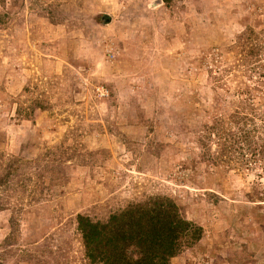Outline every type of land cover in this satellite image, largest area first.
Masks as SVG:
<instances>
[{
    "label": "rangeland",
    "instance_id": "rangeland-1",
    "mask_svg": "<svg viewBox=\"0 0 264 264\" xmlns=\"http://www.w3.org/2000/svg\"><path fill=\"white\" fill-rule=\"evenodd\" d=\"M154 199L168 264H264V0H0V264Z\"/></svg>",
    "mask_w": 264,
    "mask_h": 264
},
{
    "label": "trees",
    "instance_id": "trees-1",
    "mask_svg": "<svg viewBox=\"0 0 264 264\" xmlns=\"http://www.w3.org/2000/svg\"><path fill=\"white\" fill-rule=\"evenodd\" d=\"M76 223L92 264H168L191 227L170 200L156 199L113 214L106 223L83 216Z\"/></svg>",
    "mask_w": 264,
    "mask_h": 264
},
{
    "label": "water",
    "instance_id": "water-1",
    "mask_svg": "<svg viewBox=\"0 0 264 264\" xmlns=\"http://www.w3.org/2000/svg\"><path fill=\"white\" fill-rule=\"evenodd\" d=\"M104 22H109V18L106 16V17H104Z\"/></svg>",
    "mask_w": 264,
    "mask_h": 264
}]
</instances>
